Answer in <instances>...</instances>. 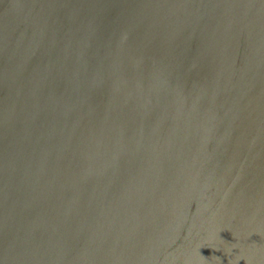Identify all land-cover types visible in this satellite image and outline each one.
<instances>
[{"label":"water","instance_id":"1","mask_svg":"<svg viewBox=\"0 0 264 264\" xmlns=\"http://www.w3.org/2000/svg\"><path fill=\"white\" fill-rule=\"evenodd\" d=\"M0 264H264V0H0Z\"/></svg>","mask_w":264,"mask_h":264}]
</instances>
